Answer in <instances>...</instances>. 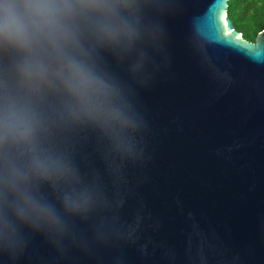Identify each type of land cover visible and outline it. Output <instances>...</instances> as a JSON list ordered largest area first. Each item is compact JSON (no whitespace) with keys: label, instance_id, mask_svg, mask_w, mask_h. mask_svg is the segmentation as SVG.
Segmentation results:
<instances>
[{"label":"clouds","instance_id":"clouds-1","mask_svg":"<svg viewBox=\"0 0 264 264\" xmlns=\"http://www.w3.org/2000/svg\"><path fill=\"white\" fill-rule=\"evenodd\" d=\"M174 0H0V264L119 252L109 190L139 153L134 104ZM85 141L102 169L82 163Z\"/></svg>","mask_w":264,"mask_h":264},{"label":"water","instance_id":"water-1","mask_svg":"<svg viewBox=\"0 0 264 264\" xmlns=\"http://www.w3.org/2000/svg\"><path fill=\"white\" fill-rule=\"evenodd\" d=\"M231 1L174 0L135 92L140 153L109 185L119 252L59 260L37 240L22 264H264V30L244 40ZM82 163L102 169L87 141Z\"/></svg>","mask_w":264,"mask_h":264},{"label":"trees","instance_id":"trees-1","mask_svg":"<svg viewBox=\"0 0 264 264\" xmlns=\"http://www.w3.org/2000/svg\"><path fill=\"white\" fill-rule=\"evenodd\" d=\"M227 15L244 40L254 42L264 30V0H233Z\"/></svg>","mask_w":264,"mask_h":264},{"label":"snow or ice","instance_id":"snow-or-ice-1","mask_svg":"<svg viewBox=\"0 0 264 264\" xmlns=\"http://www.w3.org/2000/svg\"><path fill=\"white\" fill-rule=\"evenodd\" d=\"M226 27H227V25H226ZM229 34H230V32H229ZM201 264H203V260L201 259Z\"/></svg>","mask_w":264,"mask_h":264}]
</instances>
